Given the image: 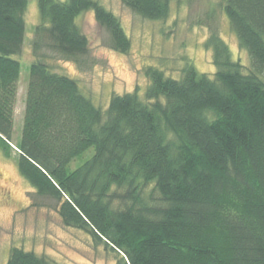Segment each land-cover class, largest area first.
Listing matches in <instances>:
<instances>
[{
	"label": "trees",
	"instance_id": "1",
	"mask_svg": "<svg viewBox=\"0 0 264 264\" xmlns=\"http://www.w3.org/2000/svg\"><path fill=\"white\" fill-rule=\"evenodd\" d=\"M163 21L172 0H120ZM28 0H0V152L55 202L65 227L88 234L117 264H264V0H222L248 66L211 31L213 77L186 62L177 79L147 67L143 94L96 107L44 60L30 63L21 137L11 143ZM33 53L42 44L77 61L88 39L76 19L92 11L126 54L119 20L94 0H37ZM92 149L74 169L70 164ZM6 264H51L12 247Z\"/></svg>",
	"mask_w": 264,
	"mask_h": 264
},
{
	"label": "rangeland",
	"instance_id": "2",
	"mask_svg": "<svg viewBox=\"0 0 264 264\" xmlns=\"http://www.w3.org/2000/svg\"><path fill=\"white\" fill-rule=\"evenodd\" d=\"M64 1V0H59ZM119 20L130 40L126 54L112 49L107 31L96 22L93 12L82 13L76 24L88 39V52L77 61L64 58L42 44L38 58L33 53L34 29L38 24L37 0H28L24 14L25 34L21 53L20 78L14 107L11 143L21 137L28 68L43 60L57 73L74 79L82 93L100 109H106L112 95L137 91L148 85L147 67H156L166 77L177 79L186 62L199 73L213 77L211 51L204 42L216 31L229 47L234 60L248 66L249 58L239 49L236 37L222 10V0H172L169 16L163 21L141 18L120 0H94ZM92 154V149L70 164L76 168ZM12 247L32 251L51 264H117L114 253L96 244L83 231L65 227L55 202L36 194L19 174L15 153L0 152V264H6Z\"/></svg>",
	"mask_w": 264,
	"mask_h": 264
}]
</instances>
